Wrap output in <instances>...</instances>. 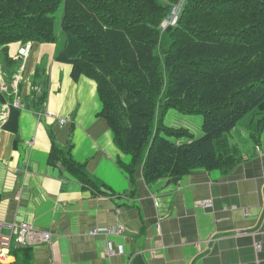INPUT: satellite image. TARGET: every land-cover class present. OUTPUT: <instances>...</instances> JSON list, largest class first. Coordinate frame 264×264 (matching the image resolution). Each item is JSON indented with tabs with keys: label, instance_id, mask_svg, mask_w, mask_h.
I'll list each match as a JSON object with an SVG mask.
<instances>
[{
	"label": "crops",
	"instance_id": "0c3cea01",
	"mask_svg": "<svg viewBox=\"0 0 264 264\" xmlns=\"http://www.w3.org/2000/svg\"><path fill=\"white\" fill-rule=\"evenodd\" d=\"M22 45L9 44V67L0 47V222L52 232L50 244L25 246L32 247L27 264H264V138L255 146L237 128L245 156L226 171L196 168L175 183L147 182L138 168L132 182L118 164L131 155L100 115L96 82L74 80L72 64L55 58L64 42H33L24 59ZM16 104L19 126L11 132L3 125ZM53 141L71 147L103 186H84L50 165ZM110 226L125 230L91 232ZM18 246L6 264L17 263Z\"/></svg>",
	"mask_w": 264,
	"mask_h": 264
},
{
	"label": "trees",
	"instance_id": "16d2710c",
	"mask_svg": "<svg viewBox=\"0 0 264 264\" xmlns=\"http://www.w3.org/2000/svg\"><path fill=\"white\" fill-rule=\"evenodd\" d=\"M179 3L177 23L163 29ZM60 9L65 46L55 58L72 64L74 80L96 82L100 115L117 146L131 155L130 163L118 164L132 182L138 168L147 182L175 183L196 168H233L238 152L225 136L255 109L251 138L261 141L264 0H0V46L8 67L14 61L9 44L58 41ZM170 109L201 114L202 135L166 125ZM19 115L12 106L4 128L17 132ZM52 143L50 165L62 166L84 186H103L73 158L71 147ZM31 248H12L16 264L31 262Z\"/></svg>",
	"mask_w": 264,
	"mask_h": 264
},
{
	"label": "built area",
	"instance_id": "2783aa9c",
	"mask_svg": "<svg viewBox=\"0 0 264 264\" xmlns=\"http://www.w3.org/2000/svg\"><path fill=\"white\" fill-rule=\"evenodd\" d=\"M182 3L173 7L171 15L162 23V28L166 29L169 26H174L179 18ZM29 48L23 47L20 49V55L25 57L28 54ZM18 105V104H16ZM67 118H62L61 123H65ZM205 205H211L210 201H205ZM3 229H7L5 232ZM123 226H110L91 231L93 234L98 233H123ZM52 241V232L50 230L37 229L26 221L19 222H0V264H6V258L10 254L12 244L20 246H35ZM121 251V249H119ZM114 246L108 243L106 254L111 256L115 254ZM155 254V253H154Z\"/></svg>",
	"mask_w": 264,
	"mask_h": 264
},
{
	"label": "rangeland",
	"instance_id": "374dc122",
	"mask_svg": "<svg viewBox=\"0 0 264 264\" xmlns=\"http://www.w3.org/2000/svg\"><path fill=\"white\" fill-rule=\"evenodd\" d=\"M61 17H62V11L60 9L57 12L56 18H55L56 30H57V34H58V41H60L61 39H65V36H64V34H62L61 29H60ZM22 44L23 45L21 46V48H23V46H24L26 48H29V51H30L32 42H27V43H22ZM28 54L25 56V58L28 56ZM257 113H258V110L255 109L252 112H250L249 114H247L230 131V133L226 134V136H225L227 138L230 146L234 150H237V152H238L237 154H238V158H239L238 162L241 161L245 155L241 154L242 146L240 145V143L235 138V137H237L236 136L237 134H235V133H237L238 130L239 131L242 130L245 134L248 135V138L251 140L252 139L251 138V132L254 131L255 125L257 123V119L259 118V115ZM202 121H203V116L201 114H195V113L194 114H185V113H183L177 109H170V110H168V112L165 115L166 125L172 126V127H186L194 135L195 138L201 136L203 133L202 132ZM237 128H238V130H237ZM263 138H264V131L262 133L261 139H263ZM188 140L189 139L187 137H183L181 139V141H188ZM251 142L255 146L261 145V144H258L257 142H254V141H251ZM259 143H261V141ZM237 163L235 164V166L237 165ZM207 170H211V169H207ZM103 228H105V227H103ZM257 247H259V245Z\"/></svg>",
	"mask_w": 264,
	"mask_h": 264
}]
</instances>
